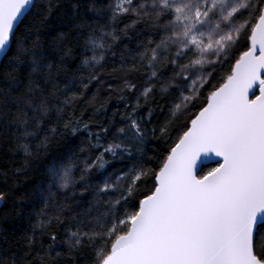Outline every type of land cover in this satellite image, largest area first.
Instances as JSON below:
<instances>
[{
	"label": "snow or ice",
	"instance_id": "obj_1",
	"mask_svg": "<svg viewBox=\"0 0 264 264\" xmlns=\"http://www.w3.org/2000/svg\"><path fill=\"white\" fill-rule=\"evenodd\" d=\"M0 264H264V0H0Z\"/></svg>",
	"mask_w": 264,
	"mask_h": 264
},
{
	"label": "trees",
	"instance_id": "obj_2",
	"mask_svg": "<svg viewBox=\"0 0 264 264\" xmlns=\"http://www.w3.org/2000/svg\"><path fill=\"white\" fill-rule=\"evenodd\" d=\"M106 71H110V67L107 68ZM93 91H95V89H93ZM115 103H116V97L114 96V97L112 98V104L109 106V113H108L109 115H110L111 110H112V105H115ZM77 142H79V141H77Z\"/></svg>",
	"mask_w": 264,
	"mask_h": 264
}]
</instances>
